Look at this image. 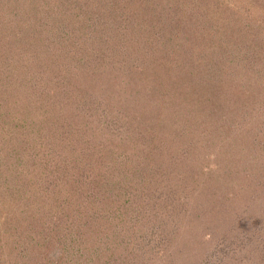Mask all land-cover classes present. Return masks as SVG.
I'll return each mask as SVG.
<instances>
[{
  "label": "trees",
  "instance_id": "trees-1",
  "mask_svg": "<svg viewBox=\"0 0 264 264\" xmlns=\"http://www.w3.org/2000/svg\"><path fill=\"white\" fill-rule=\"evenodd\" d=\"M263 117L264 0H0V264H250Z\"/></svg>",
  "mask_w": 264,
  "mask_h": 264
},
{
  "label": "rangeland",
  "instance_id": "rangeland-1",
  "mask_svg": "<svg viewBox=\"0 0 264 264\" xmlns=\"http://www.w3.org/2000/svg\"><path fill=\"white\" fill-rule=\"evenodd\" d=\"M166 56H168V55H166ZM170 57V56H169ZM160 104H162V103H160ZM160 104H158V105H155V106H153L152 105V107H156L154 110H150V107H148L147 108V106H146V111H147V109H148V111H149V114L151 115V119H150V116H148V115H142L141 116V114H139V116H141V118H138L137 120H136V118L134 119L133 117L135 116V115H138L137 113H135V112H133L131 109L132 108H127V107H124V108H121V110L119 111L120 113H122V114H124L127 118H124L123 116L122 117H119V116H117V118H115V119H113L114 121H116L120 126H123L124 127V131L126 130V125L127 124H129V123H131L132 122V120H136L141 126H142V128H143V132L144 131H146L147 130V134L146 135H144L143 134V138H145V137H147L148 136V134L149 135H151V134H153V132H154V129H152V125H151V123H150V121L149 120H172V119H168L167 117H163L161 114H162V112L164 113V111H166V112H168L169 110L167 109V107H164L163 105H160ZM191 108V107H190ZM196 108H198V106L197 105H195L194 106V111H196L197 112V109ZM178 111H180V109L178 110ZM182 112V111H181ZM126 113V114H125ZM165 114V113H164ZM183 115H180V113H179V117H177V118H179L178 120H188V121H185V122H187L188 123V125L189 126H192L193 128L194 127H197L198 126V124L196 125V122L198 121V120H194L193 118H192V115L190 116H187V115H185V112H183L182 113ZM102 115V114H101ZM166 115H167V113H166ZM180 116H182V117H180ZM102 120H104V121H106V122H108V123H110L111 121H110V119L109 120H105L106 118H104V117H106V114L104 113L103 115H102ZM96 120V119H95ZM260 120H264V117L263 118H261ZM90 122V124L91 123H93V121L94 120H86V122ZM100 121V120H99ZM71 122V125L73 126H75V123L76 122H78V120H71L70 121ZM184 121H181V122H179V123H181L182 125H183V128H185V125H186V123H185ZM184 123H185V125H184ZM133 124H135V123H133ZM196 125V126H195ZM200 125V124H199ZM258 125V124H257ZM91 126H92V124H91ZM134 129V128H133ZM210 129V128H209ZM210 132L209 133H211V135H213L212 133H215V132H213V131H211V129L209 130ZM253 132L252 133H254V131H255V129L254 130H252ZM123 132V130L122 131H120L118 134H115V138L117 139V141H119V148L117 149V148H115L114 149V151H115V156H119L120 154H122L123 152H126V151H128V154H131V149H130V147H129V145L126 143L127 141H125V139H123L122 141H121V138L122 137H125L124 136V133H122ZM135 133H137V132H135ZM121 134H122V136H121ZM182 134H183V132H182ZM184 134L185 135H187L186 134V132H184ZM84 136L86 135V134H83ZM94 135H96V136H98L99 135V130H98V128H97V132H96V134H94ZM218 134L217 133H215L213 136H217ZM134 136H136V135H134ZM89 137V136H88ZM90 137L91 138H93L94 136L91 134L90 135ZM114 138V139H115ZM102 140H103V144H101V147H103L104 148V146H105V141H106V139H108V142L110 141V142H112L113 141V139L112 138H110V137H106V136H104V137H102L101 138ZM185 139V138H184ZM217 141H218V139H216V140H214L213 142H215V145L216 146H219L218 144H216L217 143ZM101 149V151L103 152V153H106V151H107V149ZM105 150V151H104ZM174 151H175V154L176 155H180V153H179V151H178V148L175 146V148L173 149ZM216 150H217V148H216ZM174 151H171V153L170 154H174ZM216 151H209V154L210 153H215ZM100 156L102 157V158H104V162H102V163H100V166H103L104 164H106L107 162H106V158L104 157L105 156V154H100ZM181 156V155H180ZM221 156V155H220ZM219 158H221V157H219ZM218 158V159H219ZM106 159V160H105ZM97 160H98V157H97ZM205 160L207 161V159L205 158ZM110 162H111V160H109ZM95 165H96V163H95V161L93 162ZM221 166H220V168L222 167V164H220ZM228 173V172H227ZM257 182H262L261 180H257ZM180 187V186H179ZM247 188V190H251V187L250 186H248V183H247V185L245 186V189ZM257 188L259 189L257 192H261V187H259V186H257ZM179 189H181V192H179L178 194H177V196L176 197H182V195H183V193H182V188L180 187ZM263 190V189H262ZM184 196V195H183ZM255 206H257V204H255ZM242 206H240V208H241ZM240 208H238V209H240ZM181 223L183 224V226H185L186 224H187V222H186V220H185V218H181ZM250 223V222H249ZM248 223V224H249ZM183 230L184 229H181V231H178L176 234H175V237H174V243H175V248L177 249V247H176V244L179 242V240L181 241V238H182V236H183V234H184V232H183ZM212 232V231H211ZM185 233H187V232H185ZM197 233V232H196ZM259 235V233L257 234V235H255V238H254V240H253V243L254 244H256V242L257 241H259V239H258V236ZM185 234H184V238H185ZM196 236V235H195ZM171 238H170V241H169V244H168V246L170 245V242H171ZM254 244L252 245V247L250 248V250L253 252V254H254V257H253V261L250 263V264H264V255H263V253H264V243L262 244V245H260V246H254ZM165 247H167V245H165ZM209 247H207V248H203L202 250H200L199 251V248L198 249H196L195 251H193L194 253L193 254H191V256L190 257H188V258H190L191 260H193V262L191 263V264H207V263H203V260L204 259H207V258H205L206 257V255L209 253L208 251H211L212 250V248L211 249H209ZM222 256L223 257H221V263H218V264H224L225 263V260L224 259H226V257L222 254ZM184 260H186V259H182L181 257H180V259H176V261L173 263V264H185V261ZM209 261H211V260H209ZM243 261V260H242ZM244 262V261H243ZM211 263H213V262H211ZM245 263V262H244ZM158 264H163V261H159L158 262ZM166 264H170V262H167ZM213 264H216V263H213Z\"/></svg>",
  "mask_w": 264,
  "mask_h": 264
}]
</instances>
